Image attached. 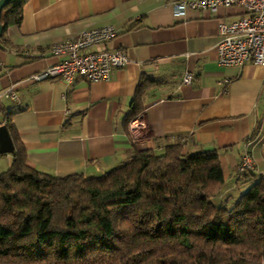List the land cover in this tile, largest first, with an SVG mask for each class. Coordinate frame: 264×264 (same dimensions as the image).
<instances>
[{
  "label": "crops",
  "instance_id": "crops-1",
  "mask_svg": "<svg viewBox=\"0 0 264 264\" xmlns=\"http://www.w3.org/2000/svg\"><path fill=\"white\" fill-rule=\"evenodd\" d=\"M176 1L27 0L21 23L0 34V93L12 88L16 94L2 96L0 125L11 119L31 167L56 176H99L123 164L135 146L161 151L165 138L183 137L187 152L219 151L222 202L226 195L235 202L264 176V67L218 60L220 23L244 10L189 8L177 16ZM107 25L118 31L107 47L127 52L125 67L99 81L32 79L59 61L55 44ZM142 82L145 108L134 119L141 126L133 138L134 120L127 125L126 118ZM245 152L255 166L241 175Z\"/></svg>",
  "mask_w": 264,
  "mask_h": 264
},
{
  "label": "trees",
  "instance_id": "trees-1",
  "mask_svg": "<svg viewBox=\"0 0 264 264\" xmlns=\"http://www.w3.org/2000/svg\"><path fill=\"white\" fill-rule=\"evenodd\" d=\"M26 2L4 7V31L21 23ZM142 84L127 125L144 111ZM6 125L15 151L0 173V264H264V176L217 205L218 150L187 152L183 137L165 138L161 151L135 146L99 176H56L28 164Z\"/></svg>",
  "mask_w": 264,
  "mask_h": 264
},
{
  "label": "built area",
  "instance_id": "built-area-1",
  "mask_svg": "<svg viewBox=\"0 0 264 264\" xmlns=\"http://www.w3.org/2000/svg\"><path fill=\"white\" fill-rule=\"evenodd\" d=\"M239 6L244 15L232 22L219 25L220 41L218 60L224 66H239L246 62L264 67V0H179L173 4V12L183 16L189 8L217 12L220 8ZM118 34L115 27L107 25L101 28L82 31L78 36L53 46L52 52L59 61L44 71L34 75L33 80L61 77L72 82L77 76L89 81L106 80L114 68H123L129 62L128 54L122 49H111L107 45ZM193 75L188 72L184 82L190 84ZM16 97L13 89L0 93ZM134 120L130 125L133 138L140 135V126ZM253 157L245 152L239 163L240 172L253 168Z\"/></svg>",
  "mask_w": 264,
  "mask_h": 264
},
{
  "label": "water",
  "instance_id": "water-1",
  "mask_svg": "<svg viewBox=\"0 0 264 264\" xmlns=\"http://www.w3.org/2000/svg\"><path fill=\"white\" fill-rule=\"evenodd\" d=\"M11 0H0V34L3 33V24L1 21L2 11L4 7ZM15 151V145L13 143L12 136L6 124L0 125V153H13Z\"/></svg>",
  "mask_w": 264,
  "mask_h": 264
},
{
  "label": "rangeland",
  "instance_id": "rangeland-1",
  "mask_svg": "<svg viewBox=\"0 0 264 264\" xmlns=\"http://www.w3.org/2000/svg\"><path fill=\"white\" fill-rule=\"evenodd\" d=\"M252 157H253V156H252ZM12 162H13V156H7V154H4V155L1 154V155H0V172H2V171H4V170L8 169V167H10V166L12 165ZM253 162H254V159H253ZM254 166H255V165H253V168H254ZM253 168H248V170H251V169H253ZM248 170L246 169V171H248ZM246 171H244V172H246ZM227 198H228V195L224 196V201H226ZM214 200H215V198H214ZM215 203H216L217 205H218V204H221L219 199H216V200H215ZM233 203H234V202L229 203L228 206H231Z\"/></svg>",
  "mask_w": 264,
  "mask_h": 264
}]
</instances>
